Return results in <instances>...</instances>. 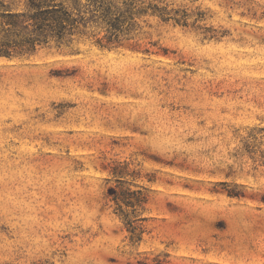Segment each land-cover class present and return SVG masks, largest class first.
Listing matches in <instances>:
<instances>
[{
	"label": "rangeland",
	"instance_id": "rangeland-1",
	"mask_svg": "<svg viewBox=\"0 0 264 264\" xmlns=\"http://www.w3.org/2000/svg\"><path fill=\"white\" fill-rule=\"evenodd\" d=\"M168 2L0 57V264H264V0Z\"/></svg>",
	"mask_w": 264,
	"mask_h": 264
},
{
	"label": "trees",
	"instance_id": "trees-1",
	"mask_svg": "<svg viewBox=\"0 0 264 264\" xmlns=\"http://www.w3.org/2000/svg\"><path fill=\"white\" fill-rule=\"evenodd\" d=\"M188 17L168 0H0V57L51 46L74 53L80 41L108 50L139 47L151 20L187 27L200 19L190 23Z\"/></svg>",
	"mask_w": 264,
	"mask_h": 264
}]
</instances>
